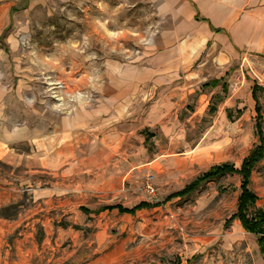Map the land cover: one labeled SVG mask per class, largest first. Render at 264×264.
I'll use <instances>...</instances> for the list:
<instances>
[{"label":"rangeland","instance_id":"1","mask_svg":"<svg viewBox=\"0 0 264 264\" xmlns=\"http://www.w3.org/2000/svg\"><path fill=\"white\" fill-rule=\"evenodd\" d=\"M237 6L239 19L253 20V47L229 59L226 91L180 76L142 103L143 112L159 99L169 113L126 117L115 148L84 145L78 165L59 171L0 165L19 191L0 208V257L13 264H264L256 237L236 220L227 224L237 208V175L164 202L213 165L239 167L258 144L250 91L264 87V0ZM157 21L150 0H0V112L21 114L26 96L35 110L91 104L103 64H135ZM257 97L264 130V94ZM250 189L264 211V161ZM140 201L160 205L135 216L97 212Z\"/></svg>","mask_w":264,"mask_h":264},{"label":"crops","instance_id":"2","mask_svg":"<svg viewBox=\"0 0 264 264\" xmlns=\"http://www.w3.org/2000/svg\"><path fill=\"white\" fill-rule=\"evenodd\" d=\"M30 1L32 0H27L25 6H28ZM150 2L159 21L155 22V27L145 38L142 55L138 56L133 65L121 64L114 60L105 62L101 84L93 86L97 92L94 102L81 106L74 102L64 108L63 104H58L56 108L45 105L35 110L30 106L32 100L26 96V104L21 106V114L0 112V165L21 168L24 173L59 171L66 167H76L78 152L84 145L91 147L102 145V149L118 146L123 137L119 124L126 117L134 114H168V110L163 111L159 99L150 102L149 107L143 112L141 110L142 103L154 97L158 87L171 85L175 78L181 76L193 79L195 83L201 84L202 89L222 88L226 83L224 77L230 71L229 59L235 50L253 47V20L246 14L239 19L237 0H150ZM72 75L70 72L69 76L62 78H69ZM213 80H221V84L215 88L204 87ZM256 85L264 90V87ZM226 89L227 86L225 91ZM257 93L258 91L256 97ZM250 96L254 102L255 112L252 89ZM257 99L259 102L258 97ZM13 103H17L14 98ZM60 106L62 108H59ZM260 118L259 121L256 114L255 126L260 123L264 134L262 112ZM145 133L151 135L148 141L145 136V141L151 143L154 135ZM12 185V182L0 175V208L10 202L11 191L18 194L19 191L11 187ZM165 199L164 202H168ZM141 202L143 201L137 204ZM137 204L131 207L115 205L131 209ZM156 207L140 209L134 215H120L135 216L140 211ZM113 211L117 212L115 209L107 212ZM234 220L242 228L237 219L228 222ZM0 264L13 262L0 257Z\"/></svg>","mask_w":264,"mask_h":264},{"label":"trees","instance_id":"3","mask_svg":"<svg viewBox=\"0 0 264 264\" xmlns=\"http://www.w3.org/2000/svg\"><path fill=\"white\" fill-rule=\"evenodd\" d=\"M26 1L27 0H23L22 2L25 3ZM11 11H13V9H11ZM220 84L221 80H213L205 84L204 87L215 88ZM225 88V84L222 85L223 91H225ZM259 90L264 93V90L259 88L256 84L252 87V97L255 100V112L257 114L258 120L260 121L261 107L256 97V92ZM214 112L215 109L212 106L210 108V113ZM255 129L259 144L250 151L245 159H243L239 168H235L234 165L230 163H223L213 166L208 171L198 175L193 181L185 185L180 191L167 196L165 200L169 201L174 198H186L194 194L201 187V185L205 183L223 178L228 175H238L241 181L240 194L237 199L236 212L232 216L230 221L233 219H237L240 222L242 228L247 233L256 237L259 252L264 258V211L255 208L257 196L249 189L250 178L254 168L259 162L264 160V134L262 132L260 123L256 124ZM145 135L146 140L148 141L151 135L146 133ZM158 205V203L143 201L132 207L131 209L123 208L120 205H114L103 206L97 212L105 210L111 211L115 209L119 214L134 215V213L140 209L153 208ZM228 223L229 222H227V224Z\"/></svg>","mask_w":264,"mask_h":264},{"label":"built area","instance_id":"4","mask_svg":"<svg viewBox=\"0 0 264 264\" xmlns=\"http://www.w3.org/2000/svg\"><path fill=\"white\" fill-rule=\"evenodd\" d=\"M147 189L149 190L150 193L153 192V189L151 188V186H147Z\"/></svg>","mask_w":264,"mask_h":264}]
</instances>
